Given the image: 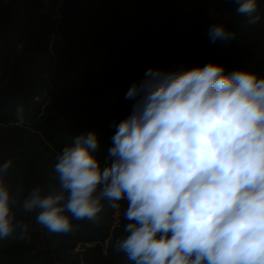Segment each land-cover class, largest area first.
I'll use <instances>...</instances> for the list:
<instances>
[{"label":"clouds","instance_id":"9594fccd","mask_svg":"<svg viewBox=\"0 0 264 264\" xmlns=\"http://www.w3.org/2000/svg\"><path fill=\"white\" fill-rule=\"evenodd\" d=\"M247 24L261 20L257 0H233ZM211 42L235 33L213 24ZM131 113L95 157L94 131L76 135L56 156L58 184L33 188L22 202L0 163V239L26 226L13 208L68 234L73 221L96 220L106 199L127 202L128 235L115 242L134 264H264V78L224 65L149 68L126 93Z\"/></svg>","mask_w":264,"mask_h":264},{"label":"trees","instance_id":"16d2710c","mask_svg":"<svg viewBox=\"0 0 264 264\" xmlns=\"http://www.w3.org/2000/svg\"><path fill=\"white\" fill-rule=\"evenodd\" d=\"M117 1L63 0L56 22L42 11L41 0H0V163L12 160L5 180L18 202L35 187L47 194L57 186L56 156L80 133L94 131L99 140L94 155L101 164L108 159L115 125L134 103L126 93L149 68L209 63L184 59L177 43L187 33L203 34L222 59L215 63L226 71L239 65L264 78V0H257L261 20L255 25L235 12L233 0H225L229 17L224 25L235 38L215 43L208 31L221 23L205 0H188L185 20L180 4L169 0L162 30H153L149 20L128 27ZM101 203L96 220H74L68 234L38 224L36 211L14 207L27 231L17 228L0 239V264H134L114 249L128 235L127 202H119L118 225L103 211L110 202ZM93 240L96 244H84ZM79 243L83 249L74 253Z\"/></svg>","mask_w":264,"mask_h":264},{"label":"rangeland","instance_id":"374dc122","mask_svg":"<svg viewBox=\"0 0 264 264\" xmlns=\"http://www.w3.org/2000/svg\"><path fill=\"white\" fill-rule=\"evenodd\" d=\"M102 0H96L100 2ZM209 11L218 18L221 24H225L229 17V9L225 0H205ZM63 0H41L42 11L50 14L51 18L58 22L61 17L60 8ZM180 4L178 11L185 20L188 17V0H176ZM169 0H118L115 7H122V13L128 18V27L136 29L141 22L149 20L152 22V29H163L167 24L165 11L168 8ZM177 48L184 59H198L202 64L204 62H220L218 50L210 45L203 34L187 33L177 43ZM112 218V223L118 225L121 216L119 208L107 207L103 210ZM97 241L85 242V245H94ZM108 239L102 243L103 250L106 253ZM83 244L79 243L74 249V253L82 250ZM84 264V263H82Z\"/></svg>","mask_w":264,"mask_h":264},{"label":"water","instance_id":"95a60500","mask_svg":"<svg viewBox=\"0 0 264 264\" xmlns=\"http://www.w3.org/2000/svg\"><path fill=\"white\" fill-rule=\"evenodd\" d=\"M240 69H244V68H241L239 65L236 66V68L234 70H240ZM233 71V70H232ZM230 72V71H229Z\"/></svg>","mask_w":264,"mask_h":264}]
</instances>
